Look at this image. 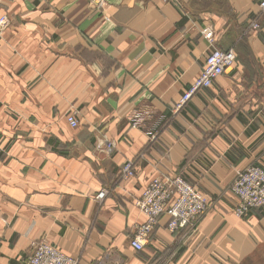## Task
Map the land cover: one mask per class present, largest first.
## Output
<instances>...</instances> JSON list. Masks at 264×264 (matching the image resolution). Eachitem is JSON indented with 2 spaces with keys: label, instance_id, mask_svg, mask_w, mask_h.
I'll return each instance as SVG.
<instances>
[{
  "label": "crops",
  "instance_id": "crops-1",
  "mask_svg": "<svg viewBox=\"0 0 264 264\" xmlns=\"http://www.w3.org/2000/svg\"><path fill=\"white\" fill-rule=\"evenodd\" d=\"M99 1L0 0L9 18L0 39V264H27L41 239L78 264H244L264 249V211L235 216L230 189L237 172L264 169L259 0ZM253 17L258 30L248 28ZM205 26L235 61L176 111L202 70ZM127 160L133 175L122 179ZM176 175L205 196L206 212L174 232L161 215L135 250L144 221L135 200L154 177Z\"/></svg>",
  "mask_w": 264,
  "mask_h": 264
},
{
  "label": "built area",
  "instance_id": "built-area-1",
  "mask_svg": "<svg viewBox=\"0 0 264 264\" xmlns=\"http://www.w3.org/2000/svg\"><path fill=\"white\" fill-rule=\"evenodd\" d=\"M90 1L98 6L101 5L99 0ZM258 8L259 14H264V0L258 1ZM8 24V16L0 12V39ZM250 24L252 29H258L260 27L258 17H253ZM201 33L209 43L203 67L178 99L174 107L176 111L180 110L198 90L211 86L213 81L235 61V53L232 49L221 50L214 46V34L210 26L203 27ZM66 120L72 128L78 124L74 113L66 114ZM140 120L141 115L136 113L132 117V125H137ZM132 175L133 162L127 160L121 168L120 176L122 179H128ZM230 189L237 197V203L233 207L235 216L242 218L251 210L264 211V169L262 167L251 165L237 172ZM106 194L107 190L101 189L96 199L102 200ZM134 204L144 216V221L135 228L130 245L140 251L147 244L149 235L161 215L168 216L167 228L174 232L194 225L206 212L209 203L194 186L183 177L176 175L151 179ZM26 261L27 264H78L77 259L66 255L45 239L31 243Z\"/></svg>",
  "mask_w": 264,
  "mask_h": 264
},
{
  "label": "rangeland",
  "instance_id": "rangeland-1",
  "mask_svg": "<svg viewBox=\"0 0 264 264\" xmlns=\"http://www.w3.org/2000/svg\"><path fill=\"white\" fill-rule=\"evenodd\" d=\"M248 28L250 30H255V29H252L250 23L248 24ZM258 29H256V30H258ZM244 264H264V249L259 250V252H257L253 257H251L247 261H245Z\"/></svg>",
  "mask_w": 264,
  "mask_h": 264
}]
</instances>
